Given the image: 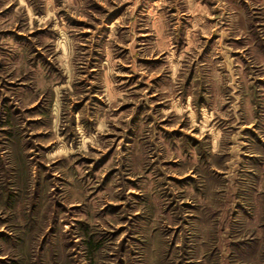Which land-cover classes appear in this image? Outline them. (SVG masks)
Segmentation results:
<instances>
[{"label": "rangeland", "instance_id": "1", "mask_svg": "<svg viewBox=\"0 0 264 264\" xmlns=\"http://www.w3.org/2000/svg\"><path fill=\"white\" fill-rule=\"evenodd\" d=\"M0 264H264V0H0Z\"/></svg>", "mask_w": 264, "mask_h": 264}]
</instances>
